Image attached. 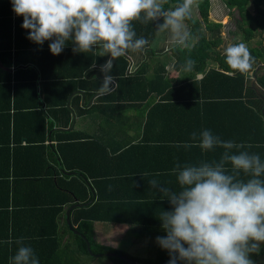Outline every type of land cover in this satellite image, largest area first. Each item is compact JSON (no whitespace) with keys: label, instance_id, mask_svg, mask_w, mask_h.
I'll return each instance as SVG.
<instances>
[{"label":"trees","instance_id":"trees-1","mask_svg":"<svg viewBox=\"0 0 264 264\" xmlns=\"http://www.w3.org/2000/svg\"><path fill=\"white\" fill-rule=\"evenodd\" d=\"M222 1L239 14L235 33L242 35V43L248 45L255 58L252 71L247 75L239 72L228 75L231 70L226 64L225 48H222L223 26L208 24L204 28L201 20L192 17L185 23L190 26L193 46H170L176 60L174 69L179 72L177 82L183 87L194 88V94L184 98L199 99L200 119H205L206 107L211 104L224 105L220 108L222 113L234 119L242 118L247 137L231 141L254 145L247 150L264 159V100L252 87L257 76L259 86L264 88V0ZM6 3L8 7L0 18L5 24L2 30L5 43L0 46V94L6 99L5 105L0 106V264H11V257L19 247L16 241L20 238L33 248L40 264H93L96 257L88 251L86 241L69 229L67 213L75 202L81 205L72 210L71 223L90 242L95 254L116 253L140 264L170 262L169 251L161 246L156 258H140L103 245L97 239L95 228V222L138 221L116 215L118 204L112 194H106L110 189L105 191L104 188H113L111 163L136 151L128 149L133 146L131 138L113 149V141L120 139L116 131L124 132L128 122L123 111L142 108L152 94H165L174 88L172 84L176 81L165 77V66L150 75L148 65L143 62L147 55L145 51L150 54L156 50L157 43L167 33H158L153 22H134L137 38L144 37L149 41L142 52L128 53L139 55L137 59L142 60L137 66L139 69L129 74L130 61L123 55L98 75H85L92 67L106 64L107 59L85 56L83 52L73 50L76 46L64 49L59 55L48 50L29 51L15 37L12 0H6ZM180 3L182 0H166L163 7L169 10ZM210 5V0H199L200 18L206 19ZM188 58L196 62L191 72H185L181 67ZM210 61H215L218 67L208 68ZM55 64L69 65L72 69L53 74L49 69ZM199 74L203 76L201 79L197 78ZM106 76L116 82V89L99 96L92 107H84L82 95L75 93L83 92L86 102H90L96 94L113 87L111 81L107 88L104 87ZM179 91L185 89L180 86ZM166 95L161 99L168 98ZM73 114L76 117H100L98 132L92 135L77 127L70 129ZM197 150L199 163H211L212 156L221 157L225 151ZM227 166L231 168L230 164ZM128 174L142 178L144 169ZM120 176L123 175L119 174L117 178ZM136 203L130 202L126 206L129 209ZM153 224L159 226L162 221ZM258 255L256 252L249 254L253 264H264V259L259 260ZM107 259L111 264H129L120 258ZM177 264L186 262L177 261Z\"/></svg>","mask_w":264,"mask_h":264},{"label":"clouds","instance_id":"clouds-1","mask_svg":"<svg viewBox=\"0 0 264 264\" xmlns=\"http://www.w3.org/2000/svg\"><path fill=\"white\" fill-rule=\"evenodd\" d=\"M166 0H12L13 10L23 16L22 27L29 29L28 38L49 45L59 55L67 42L76 52L100 49L109 55L105 68L129 52H142L149 41L137 38L134 22L156 24L158 33H167L172 44L192 47L186 21L199 8V0H182L165 10ZM162 22H159L161 21ZM231 70L249 74L255 63L244 43L229 44L224 49ZM195 61L188 58L181 66L191 72ZM110 77L106 76L107 88ZM177 147L213 150L225 149L219 161L199 165H181L173 169L180 191L163 186L156 179L149 183L163 193L173 206L159 216L166 236L157 237L159 245L172 257L170 264H253L249 254L259 252L264 244V159L247 149L252 144L224 141L210 130L191 133V142ZM259 147V145H255ZM236 149V152L232 150ZM231 165V171L227 165ZM248 179H241V174ZM159 175V173H157ZM11 264H40L33 248L20 238ZM187 245V247H185Z\"/></svg>","mask_w":264,"mask_h":264},{"label":"crops","instance_id":"crops-1","mask_svg":"<svg viewBox=\"0 0 264 264\" xmlns=\"http://www.w3.org/2000/svg\"><path fill=\"white\" fill-rule=\"evenodd\" d=\"M210 2V9L205 20L200 18L198 9L194 12L193 18L195 20H201V24L204 28H207L208 24H221L223 26L221 33L223 38L222 48H226L229 44L242 42L243 37L235 33L236 28H228V26L231 25L232 18H234L233 13H235V15L237 14L236 10L228 8L222 0H210ZM7 7L6 0H0V18ZM237 15L239 18V14ZM23 19V16H18L14 13L15 37H17V41L20 45L33 52L51 51L49 45L52 41L46 40L43 45H40L28 38L30 30L22 27ZM2 21H4V19ZM186 26L187 30L190 32V26L187 23ZM3 28H5V24L1 22L0 19V46L5 43V36L2 31ZM162 39L163 40L157 43L156 50L151 51L150 54L145 51L147 55L143 62L148 65L150 75L153 74L154 70L159 69L160 66H165L167 71L165 77L176 82L172 84L174 88L165 94H152L142 108H129L123 111V115L128 118V122L124 127V132L119 133V131H116V136H119L120 139L116 138V140L113 141V149L117 148V144H121L127 141L128 138H131L133 139V146L128 149H136V151L118 157L115 159L114 163H111L109 171L113 173L114 177L113 188H109L108 186V188H104V190L108 191V189H110L106 194H112V199L117 202L115 204H118L115 209L116 215L121 218H134L138 221L128 223L95 222L97 239L101 244L106 246L113 247L111 246L112 244L115 243L117 245L130 235L136 234L135 243L149 241L150 244L151 240L154 242V249L158 251L160 245L157 242V237L166 236L167 232L162 228V225L159 224V226H156L157 224L153 223L161 221L159 218L161 213L164 210L171 211L173 206L170 204L168 198L164 197L163 193L152 187L149 181L151 179H156L161 185L173 191L179 192L181 190L176 173L173 172V169L178 163L181 167L184 165L200 164L199 151L197 150L201 149L200 147H192L190 148L191 151H189L184 147L176 146L182 145L185 142H191L192 132H197L199 134L207 129L210 130L213 135L219 136L224 141L247 137L246 124L243 122V119H234L222 113L220 108L224 105H208V107H206L205 119H200L199 99L184 98V96L193 95L195 90L192 86L183 87L181 83L177 82L179 79V72L174 69L176 60L173 51L170 49L172 43L169 40L168 34ZM73 46H75V44L69 41L66 43L64 49H69ZM246 46L248 47L247 44ZM83 55L107 59L106 62L110 58L109 55L101 56L98 48L95 51L83 53ZM136 55L137 54L125 55L130 61V67L132 64L131 72L130 67L128 70L129 74L138 70V63L142 62V60L137 59L139 55ZM105 65L106 64L100 66L96 65L90 70H87L85 75L93 74V76H96L100 71L107 69L104 67ZM217 67L218 65L215 61H210L208 63V68ZM70 69H72V67L69 65L56 66L55 64L49 71L53 74H57L69 72ZM75 70L78 69L75 67ZM202 77L203 76L199 74L197 78L201 79ZM110 81H113L117 87L113 79L110 78ZM180 86L184 88L185 91H179ZM1 94L0 106L5 105L6 102L5 95ZM162 95H166L168 98L161 99ZM90 102H86L85 100L82 102V105L85 107V105H88ZM154 105L157 106L153 108L152 111H149ZM100 121L101 119L98 116L76 117L74 127L94 135L98 132ZM169 149H172V151ZM215 149L223 148L217 146ZM220 158L221 157L212 156L210 162L219 161ZM227 168L231 171V168L228 166ZM139 169H144V174L141 176L142 178L137 179L134 175L128 174L131 171ZM157 173H159V175H157ZM119 174L123 176L117 178ZM166 175L172 176L168 177ZM240 178L245 180L248 179L243 173ZM130 202L137 203L136 206H131L128 209L126 204ZM63 221L64 219L62 218V223ZM157 251L151 258L157 257Z\"/></svg>","mask_w":264,"mask_h":264},{"label":"water","instance_id":"water-1","mask_svg":"<svg viewBox=\"0 0 264 264\" xmlns=\"http://www.w3.org/2000/svg\"><path fill=\"white\" fill-rule=\"evenodd\" d=\"M131 69H132V64H131V67H130V72H131ZM257 70L259 71V70H260V67H259ZM111 82L114 84V86H113L110 90H108V91H106V92H101V93L96 94L95 97L92 99V101H91L90 103H88V105H85V107H91V106L94 104V101H95L99 96L104 95V94H107V93H110V92H112L113 90H115L116 85H115V83H114L113 81H111ZM252 87L256 90V92H257V94L259 95V97H261V98L264 100V88H262L261 86H259V84H258V77H257V76L254 78V81H253V83H252ZM75 94H80V95H82V97H83V101H82V102L85 101V96H84L83 92H81V91H77ZM73 96H74V95H72V96L69 98V101H68V107H69V108L71 107V99H72ZM263 115H264V110H263ZM75 119H76V115L73 114V125H72V127H71L70 129H73V128H74ZM70 129H68V130H70ZM60 130H64V129H60ZM25 141L28 142L27 139H26ZM80 205H81V204H80L79 202H75L74 204H72V205L69 207V211H68V213H67V221H68V224H69V229H70V231H71L72 233H74L75 235L81 236V237L86 241V243H87V249H88V251H90V253L92 254V256L97 257V258H120V259H124V260L128 261L129 264H140V263H138V262H136V261H134V260H131V259L128 258V257H125V256H123V255H119V254H116V253H107V254L102 253V254H95V253L92 251V248H91V244H90V242H88V240H87L85 237H83V236H82V235L76 230V228H75V227L72 225V223H71V212H72V210L74 209V207H77V206H80ZM163 264H170V262H164Z\"/></svg>","mask_w":264,"mask_h":264},{"label":"rangeland","instance_id":"rangeland-1","mask_svg":"<svg viewBox=\"0 0 264 264\" xmlns=\"http://www.w3.org/2000/svg\"><path fill=\"white\" fill-rule=\"evenodd\" d=\"M233 17L234 18H232L231 25H229L228 28L235 29L237 22L239 21V18L237 14L235 15V13H233ZM135 239H136V234L130 235L128 238H125L124 241H121V243L117 245L114 243L111 246L118 248V250L129 252L132 255L134 254L135 256L140 258H151L154 255V253L157 251L156 249H154V242H152L151 240L149 244V241L148 242L141 241L135 243ZM256 253L257 254L259 253V255L257 256L259 260L264 259V250L262 249V244L260 246V251ZM93 264H111V261H109V259L107 258L96 257L93 261Z\"/></svg>","mask_w":264,"mask_h":264}]
</instances>
